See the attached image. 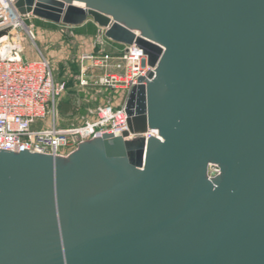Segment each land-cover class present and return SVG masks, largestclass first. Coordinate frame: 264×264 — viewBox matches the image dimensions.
I'll use <instances>...</instances> for the list:
<instances>
[{
  "label": "water",
  "instance_id": "95a60500",
  "mask_svg": "<svg viewBox=\"0 0 264 264\" xmlns=\"http://www.w3.org/2000/svg\"><path fill=\"white\" fill-rule=\"evenodd\" d=\"M14 7L91 19L151 70L121 135L96 133L67 157L0 150V264H264V0Z\"/></svg>",
  "mask_w": 264,
  "mask_h": 264
},
{
  "label": "built area",
  "instance_id": "2783aa9c",
  "mask_svg": "<svg viewBox=\"0 0 264 264\" xmlns=\"http://www.w3.org/2000/svg\"><path fill=\"white\" fill-rule=\"evenodd\" d=\"M30 16L20 15L14 0H0V32L5 31L0 36V150L27 148L32 153L67 157L96 133L119 136L127 131V96L151 70L142 49L135 44L115 46L106 39L96 51L81 52L77 87L86 93L110 92L114 103L100 104L78 125L60 127L57 106L66 84L54 78L46 58L41 54L32 57L18 41L20 28L33 36L31 26L25 23ZM144 134L146 138L157 135L154 129ZM218 173V166L211 164L208 177Z\"/></svg>",
  "mask_w": 264,
  "mask_h": 264
},
{
  "label": "rangeland",
  "instance_id": "374dc122",
  "mask_svg": "<svg viewBox=\"0 0 264 264\" xmlns=\"http://www.w3.org/2000/svg\"><path fill=\"white\" fill-rule=\"evenodd\" d=\"M31 26L32 38L25 29L18 30L19 42L25 50H29L32 57L40 54L49 62L54 78L64 81L66 90L58 101V105L74 99L78 111L72 117L62 122H57L60 127L78 125L88 119L91 112L100 104L113 102L114 97L104 90L96 94L90 91L84 92L77 87V74L79 69L78 56L83 51L97 50L106 38L98 35V26L91 20H87L80 26H66L54 24L33 17L25 20ZM114 103V102H113ZM62 118V117H61ZM50 123V118H46ZM46 121V122H47Z\"/></svg>",
  "mask_w": 264,
  "mask_h": 264
},
{
  "label": "crops",
  "instance_id": "0c3cea01",
  "mask_svg": "<svg viewBox=\"0 0 264 264\" xmlns=\"http://www.w3.org/2000/svg\"><path fill=\"white\" fill-rule=\"evenodd\" d=\"M112 45L119 46L117 43H113ZM70 99L71 100H69V103L66 101L57 106V122L59 121L62 122L65 119H68L69 117H72L73 115L77 113L79 107L77 106L78 107L77 108L76 105L75 106L72 105V102L73 104H76L74 101L76 97L74 96V98H70Z\"/></svg>",
  "mask_w": 264,
  "mask_h": 264
}]
</instances>
